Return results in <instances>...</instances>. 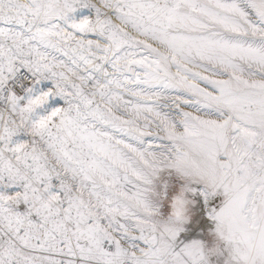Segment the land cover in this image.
Returning a JSON list of instances; mask_svg holds the SVG:
<instances>
[{
	"label": "snow or ice",
	"instance_id": "obj_1",
	"mask_svg": "<svg viewBox=\"0 0 264 264\" xmlns=\"http://www.w3.org/2000/svg\"><path fill=\"white\" fill-rule=\"evenodd\" d=\"M0 264H264V0H0Z\"/></svg>",
	"mask_w": 264,
	"mask_h": 264
}]
</instances>
